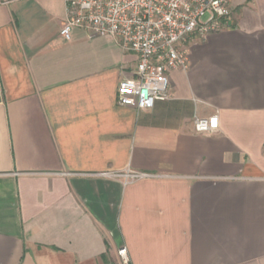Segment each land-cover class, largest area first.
Instances as JSON below:
<instances>
[{"label": "crops", "instance_id": "1", "mask_svg": "<svg viewBox=\"0 0 264 264\" xmlns=\"http://www.w3.org/2000/svg\"><path fill=\"white\" fill-rule=\"evenodd\" d=\"M230 6L140 111L116 104L133 53L62 40L63 0H0V264H113L123 247L130 264H264V0ZM127 168L150 176L104 175Z\"/></svg>", "mask_w": 264, "mask_h": 264}, {"label": "built area", "instance_id": "2", "mask_svg": "<svg viewBox=\"0 0 264 264\" xmlns=\"http://www.w3.org/2000/svg\"><path fill=\"white\" fill-rule=\"evenodd\" d=\"M65 20L59 37L70 41L71 31L79 28L90 36L107 35L124 52L133 53V75L123 79L116 90V104L149 110L155 102L169 98V72L187 70V40L228 26L230 0H63ZM207 15L205 22L201 18ZM218 130L217 116L196 117L193 131L211 135ZM105 176L133 183L150 174L129 168ZM113 264H130L126 248L116 251Z\"/></svg>", "mask_w": 264, "mask_h": 264}, {"label": "rangeland", "instance_id": "3", "mask_svg": "<svg viewBox=\"0 0 264 264\" xmlns=\"http://www.w3.org/2000/svg\"><path fill=\"white\" fill-rule=\"evenodd\" d=\"M206 20H207V15L204 16L203 18H201V21H202V22H205Z\"/></svg>", "mask_w": 264, "mask_h": 264}]
</instances>
